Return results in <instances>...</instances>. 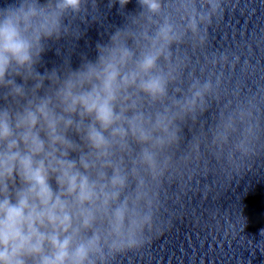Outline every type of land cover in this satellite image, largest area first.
Here are the masks:
<instances>
[{
	"label": "clouds",
	"instance_id": "clouds-1",
	"mask_svg": "<svg viewBox=\"0 0 264 264\" xmlns=\"http://www.w3.org/2000/svg\"><path fill=\"white\" fill-rule=\"evenodd\" d=\"M129 2L118 0L121 8ZM85 3L13 0L0 7V264H108L143 246L154 228L155 188L172 159L166 150L179 140L176 121L203 111L214 87L197 79L182 98L169 97L185 63L172 62L173 45L190 36L202 46L220 0H204L207 11L197 0H137L138 31L127 17L95 45L94 59L41 74L46 42L65 36V20ZM165 7L170 11L154 19ZM142 97L170 106L146 111ZM246 115L243 108L222 114L213 143L224 149ZM251 132L245 128L234 143L242 158L251 155ZM130 141L140 146L134 156Z\"/></svg>",
	"mask_w": 264,
	"mask_h": 264
}]
</instances>
